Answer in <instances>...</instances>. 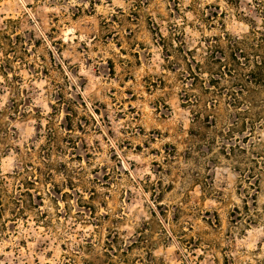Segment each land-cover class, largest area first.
Listing matches in <instances>:
<instances>
[{
	"label": "rangeland",
	"instance_id": "obj_1",
	"mask_svg": "<svg viewBox=\"0 0 264 264\" xmlns=\"http://www.w3.org/2000/svg\"><path fill=\"white\" fill-rule=\"evenodd\" d=\"M253 1L0 0L1 189L38 181L0 264H264V125L228 134L220 73Z\"/></svg>",
	"mask_w": 264,
	"mask_h": 264
},
{
	"label": "trees",
	"instance_id": "obj_2",
	"mask_svg": "<svg viewBox=\"0 0 264 264\" xmlns=\"http://www.w3.org/2000/svg\"><path fill=\"white\" fill-rule=\"evenodd\" d=\"M253 5L261 20V25L257 26L256 23H253L251 25L252 29L250 34L246 38L228 39V62L227 65H225L224 70L220 72L222 77L229 76L234 79L233 87L235 88L228 91L229 98L227 99V107L233 111L235 120L231 123L230 129H228V134L232 135L233 132H237L238 134L243 135L248 132V135H245L243 140L252 137L255 134L257 126L264 125V117L262 116V113H264V106L257 107L256 105H253V103L248 101L247 97L251 96L250 94L254 92V89L264 87V0H254ZM221 54L224 56V52ZM216 61L222 63V60L220 59H216ZM210 82L212 83V86L216 88L214 84H218V81L216 79H211ZM206 91L211 93L216 92L211 90ZM186 103L197 107V104L189 99H186ZM214 104L215 103H212V105L210 104L204 107V112L218 109ZM200 112L201 110H198L194 117L197 122L199 121L198 114ZM205 120L207 126H211L215 123V118L213 117L210 121L208 115H206ZM240 142L241 141L238 140L237 145H231L232 149L236 147L238 150L242 151L243 148L238 145ZM19 174V172H15L16 176ZM249 177L250 176H248V178ZM36 183H38L37 177H33L30 181H26L27 187H25L24 190H22L21 185L16 186L14 195L7 196L6 191L1 189L3 180L0 179V211L4 208L3 201L7 198L8 201L18 209L16 218L19 216L20 220L27 221L25 218V210H23V208L21 209L22 204H24L22 198L29 197L33 201V196L29 192V189L34 190ZM35 199L40 200L39 202H41L40 197L36 196ZM30 208L37 209L36 204L31 202Z\"/></svg>",
	"mask_w": 264,
	"mask_h": 264
}]
</instances>
